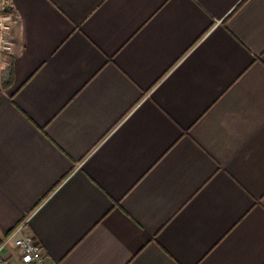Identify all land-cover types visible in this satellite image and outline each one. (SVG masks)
Wrapping results in <instances>:
<instances>
[{
  "label": "crops",
  "instance_id": "obj_1",
  "mask_svg": "<svg viewBox=\"0 0 264 264\" xmlns=\"http://www.w3.org/2000/svg\"><path fill=\"white\" fill-rule=\"evenodd\" d=\"M1 3L0 244L22 228L49 264H264V0Z\"/></svg>",
  "mask_w": 264,
  "mask_h": 264
},
{
  "label": "built area",
  "instance_id": "obj_2",
  "mask_svg": "<svg viewBox=\"0 0 264 264\" xmlns=\"http://www.w3.org/2000/svg\"><path fill=\"white\" fill-rule=\"evenodd\" d=\"M5 3L0 4V57H11L14 53L13 27L16 22L11 13L6 12ZM22 228L16 229L0 244V264H14L1 251L7 244L18 250L23 264H49L45 254L32 235H20Z\"/></svg>",
  "mask_w": 264,
  "mask_h": 264
},
{
  "label": "trees",
  "instance_id": "obj_3",
  "mask_svg": "<svg viewBox=\"0 0 264 264\" xmlns=\"http://www.w3.org/2000/svg\"><path fill=\"white\" fill-rule=\"evenodd\" d=\"M6 12L7 13H12V10L10 9V8H7L6 9ZM8 59H9V61H10V63H11V80H12V75H13V71H12V63H13V58L12 57H8Z\"/></svg>",
  "mask_w": 264,
  "mask_h": 264
}]
</instances>
